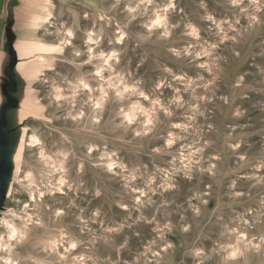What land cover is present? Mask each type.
Wrapping results in <instances>:
<instances>
[{"label":"rangeland","instance_id":"obj_1","mask_svg":"<svg viewBox=\"0 0 264 264\" xmlns=\"http://www.w3.org/2000/svg\"><path fill=\"white\" fill-rule=\"evenodd\" d=\"M169 1H0V264H264V0Z\"/></svg>","mask_w":264,"mask_h":264},{"label":"water","instance_id":"obj_2","mask_svg":"<svg viewBox=\"0 0 264 264\" xmlns=\"http://www.w3.org/2000/svg\"><path fill=\"white\" fill-rule=\"evenodd\" d=\"M8 106L5 105L0 112V211L3 208L4 200L6 197L7 177H8V165L7 158L4 153V149L9 142V133L5 131L7 127L6 111Z\"/></svg>","mask_w":264,"mask_h":264},{"label":"bare ground","instance_id":"obj_3","mask_svg":"<svg viewBox=\"0 0 264 264\" xmlns=\"http://www.w3.org/2000/svg\"><path fill=\"white\" fill-rule=\"evenodd\" d=\"M148 1H150V0H148ZM240 1H241V0H236L235 3H237L236 6H237L238 8H241V9H242L243 6H242V3H240ZM253 1H256V2H257L258 0H253ZM235 3H233V4H235ZM245 3H246V2H245ZM245 3H244V4H245ZM253 3H254V2H253ZM169 5H171V6L174 5V3H173L172 0L169 1ZM247 5H248V4H247ZM232 6H233V5H232ZM251 6H252V5H251ZM173 7H174V6H173ZM247 7H249V6H247ZM247 7L245 6V10H246ZM256 7H259V6H256ZM234 8H235V7H234ZM243 10H244V8H243ZM243 10H241V11H243ZM245 10H244V11H245ZM155 14H156V13H155ZM134 17H135V16H134ZM154 20H155V21H153V27H154V24H155V25H157V24L160 25L161 22H162V21H161V15H156V17H155ZM164 20H165V19H164ZM163 22H164V21H163ZM149 23H151V22H149ZM150 25H151V24H150ZM151 26H152V25H151ZM89 39L91 40V38H89ZM67 42H68V41H67ZM67 42H66V43H67ZM24 99H25V98H24ZM97 101H98V102H96V105L99 106V105H100V101H99V100H97ZM24 105H25V104H24ZM27 105H28V104H27ZM159 105H160V104H159ZM29 106H30V105H29ZM22 107H23V106H22ZM159 107H160V106H159ZM21 112H22V111H21ZM21 114H22V113H21ZM126 117L129 118L130 115L127 114ZM129 119H130V118H129ZM147 121H148V120H147ZM18 122H19V121H18ZM36 137H37V136H36ZM36 137H32L30 142H31V143L36 142V140H37ZM27 140H28V139H27ZM29 140H30V139H29ZM29 145H31V144H29ZM13 146H14V145H13ZM35 146H36V145H35ZM30 147H31V146H30ZM32 147H34V146H32ZM19 152H20V151H19ZM12 153H13V152H12ZM39 153H40V152H39ZM42 156H43V154H42ZM42 156H41V157H42ZM9 157H10V156H9ZM46 158H47V156H46ZM58 159H59V158H58ZM44 161H45V160H44ZM44 161H42V162L44 163ZM60 161H61V159H60ZM60 161H59V162H60ZM62 164H63V163H62ZM60 168L63 169L62 166H60ZM61 169H60V170H61ZM55 171H56V170H55ZM26 176H27V175H26ZM62 177H63V176H62ZM62 179H63V178H62ZM28 182H29V181H28ZM57 182H58V181H57ZM61 191H62V190H61ZM25 205H26V204H25ZM16 217H17V216H16ZM28 218H29V217H28ZM10 226H11V225H10ZM17 228H18V227H17ZM10 229H11L12 234L15 233V236H18V237H19V236H22V234H23V232H24L23 229H21V228H20V230L18 231L14 226L10 227ZM0 237H1V236H0ZM244 237H245V236H244ZM10 238H11V237H10ZM242 238H243V237H242ZM242 238H241V239H242ZM72 245H73V244H72ZM243 245H244V244H243ZM243 245H242V246H243ZM237 247H238V246H237ZM235 251H238V252H239V248H236V247H235ZM8 253H9L8 255L6 254L7 256H5V255H4V256H1L3 260L5 259L6 264L9 263V262L11 261V260H10V255H11V254H10V251H9V250H8ZM239 253H240V252H239ZM234 255H235V254H234Z\"/></svg>","mask_w":264,"mask_h":264},{"label":"crops","instance_id":"obj_4","mask_svg":"<svg viewBox=\"0 0 264 264\" xmlns=\"http://www.w3.org/2000/svg\"><path fill=\"white\" fill-rule=\"evenodd\" d=\"M2 3V6H5L7 4V2H9V0H0ZM6 32V31H5Z\"/></svg>","mask_w":264,"mask_h":264},{"label":"trees","instance_id":"obj_5","mask_svg":"<svg viewBox=\"0 0 264 264\" xmlns=\"http://www.w3.org/2000/svg\"><path fill=\"white\" fill-rule=\"evenodd\" d=\"M10 7H12V3L9 4V9H10Z\"/></svg>","mask_w":264,"mask_h":264}]
</instances>
